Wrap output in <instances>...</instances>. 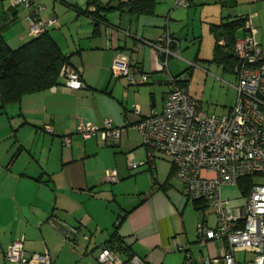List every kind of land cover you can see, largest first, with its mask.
<instances>
[{
    "label": "crops",
    "instance_id": "obj_1",
    "mask_svg": "<svg viewBox=\"0 0 264 264\" xmlns=\"http://www.w3.org/2000/svg\"><path fill=\"white\" fill-rule=\"evenodd\" d=\"M34 1L43 7V20L55 19L49 35L79 69L85 87L71 91L55 85L0 109V264H15L7 262L3 253L20 238L28 254L48 250L52 264H99L95 259L98 249L116 230L129 251L145 264H186L176 239L190 252L192 262L188 264H203V258L220 255L223 241L198 242L197 223L204 220L215 227L216 219L210 225L205 210L200 213L185 198L170 160L155 153L153 163L130 168L126 158L130 156L135 162L147 158L149 148L143 144L136 124L161 111L169 76L187 69L190 76L194 63H211L216 42L211 25L242 16L226 9L218 18L205 19L212 42L204 51L203 32L199 43L190 27L195 12L199 9L201 13L207 5L216 8L217 4L236 8L237 0H190L185 9H175L174 0H152L149 11H101L98 21L90 14L95 8L87 6L88 0ZM98 1L105 4L110 0ZM7 9L10 1L0 0V23L5 21ZM14 10L16 20L2 30L11 48L32 37L28 10L22 6ZM113 29L117 31L115 45L109 40ZM165 32L176 41L172 53L180 52L182 41L198 43L192 59L180 56L185 61L177 72H171L169 66L174 54L167 57L166 66H161L164 55L155 57L148 44L137 46L142 40L155 41ZM242 35L239 28L236 39ZM259 42L264 46V39ZM119 52L129 56L131 68L148 75L147 81L137 85L150 86V103L137 85L113 75L112 63ZM140 90L146 92V88ZM134 105H138L139 114L134 113ZM105 121L124 129L118 141L107 144L98 135L85 140L77 133L80 122L102 128ZM45 125L52 131L47 132ZM65 135L71 136L68 146L62 143ZM108 170L116 171L117 182L106 179ZM231 186L222 187V196L238 199L229 193ZM56 220L77 228L79 236L66 238L55 226ZM250 254L240 252L237 264H245ZM120 256L124 260L125 255ZM251 261L249 257L248 263Z\"/></svg>",
    "mask_w": 264,
    "mask_h": 264
},
{
    "label": "built area",
    "instance_id": "obj_2",
    "mask_svg": "<svg viewBox=\"0 0 264 264\" xmlns=\"http://www.w3.org/2000/svg\"><path fill=\"white\" fill-rule=\"evenodd\" d=\"M10 6H22L28 10L26 15L31 36H37L54 23L55 19L43 20L40 14L43 7L34 0H9ZM190 0H175L174 6L187 7ZM253 15H242L243 35L233 46L235 65L232 69L236 77V98L228 112L216 115L202 109L201 103L190 96L186 75L173 78L169 76V91L165 95L162 109L140 119L136 124L143 144L149 148L148 156L142 162H135L127 156L130 168L141 164H151L155 153L173 165L174 176L183 184V194L188 199L204 200L216 217L215 227L204 220L196 225L199 243L218 239L224 242L222 253L216 257L203 258V264H237L240 252L251 253V264H264V46L257 39V28L252 22ZM9 13V18L12 19ZM117 31L111 30L109 40L115 45ZM143 42V43H142ZM175 39L168 32L152 42L142 40L140 47L148 44L155 57L165 56L161 66H166L167 57L175 54L171 46ZM112 73L126 77L129 83L137 85L147 81L148 75L140 73L137 67L131 68L129 56L117 53L112 63ZM61 84L67 90H80L85 87L78 68L70 62L64 63L60 70ZM53 87V86H52ZM133 111L139 114L138 105ZM44 129L51 132L50 125ZM123 128L113 127L105 121L102 128L80 122L77 133L83 139L98 135L107 144L119 140ZM71 136L62 137L63 145H70ZM245 176L256 177L243 199H229L221 194L225 185H238ZM106 179L117 182L115 170L106 172ZM55 226L62 230L66 238L79 236V230L70 227L62 220ZM87 238V237H86ZM176 246L184 253L186 264L192 262L189 251L175 240ZM9 263L52 264L48 250L28 254L23 246V238L11 242L4 251ZM99 264H145L133 256L125 262L120 254L103 244L95 256Z\"/></svg>",
    "mask_w": 264,
    "mask_h": 264
},
{
    "label": "trees",
    "instance_id": "obj_3",
    "mask_svg": "<svg viewBox=\"0 0 264 264\" xmlns=\"http://www.w3.org/2000/svg\"><path fill=\"white\" fill-rule=\"evenodd\" d=\"M87 6L95 8L94 11H90V14L98 21L101 11L126 9L132 13L146 12L151 10L153 1L115 0L113 2L110 0L103 4L98 0H88ZM15 7L10 6V9H7L5 21L0 23V109L8 103L19 102L26 94L62 84L63 79L60 76V70L64 63L69 62V57L63 54L57 43L49 35V29L37 36H32L17 48H11L6 43L2 30L5 25L7 26L16 20ZM9 13L12 14V19L9 18ZM243 25L244 19L242 17L220 25H211V31L216 37L211 62L223 64L224 68L228 70L233 69L236 62L233 55L236 31ZM221 38H224L226 42L223 43ZM187 71L188 69L172 77L186 75V80H189ZM252 182V176L242 177L238 180V187L242 193H246ZM192 202L194 207L199 210L204 211L208 206L204 200L196 199ZM117 222H121V217L118 218ZM116 231L104 244L119 254L125 255L124 261L127 262L134 254L129 251Z\"/></svg>",
    "mask_w": 264,
    "mask_h": 264
},
{
    "label": "rangeland",
    "instance_id": "obj_4",
    "mask_svg": "<svg viewBox=\"0 0 264 264\" xmlns=\"http://www.w3.org/2000/svg\"><path fill=\"white\" fill-rule=\"evenodd\" d=\"M187 7L174 6L175 9H185ZM204 7L205 8L203 11H201V13L198 9L197 12H195L193 22L190 21V27L194 28V33L197 36L195 39H198L199 43L201 39V33L203 32L204 34V41H202V46L205 48L204 51L209 50L212 42V35L209 32V25L205 19L211 20V18L219 16L221 10H233V12L242 13V15L253 14L252 22L257 28V39H264V0H237L236 8L232 9L226 7L221 8L219 4H217L216 8L211 7V5ZM199 16H201V18ZM181 30H183V33L186 32V28L184 26L181 28ZM197 44L198 43H196V41L194 42L193 40L188 42L182 41L180 52H178V50L174 55L170 56L169 66L171 72H177L180 70V67H182L183 61L185 60L180 58L181 55L184 56V58L189 57L192 59ZM236 82L237 80L233 72L231 70L225 69L223 64H216L212 62L201 64L196 62L191 67V74L189 76V80L187 81V88L190 96L201 103L203 111L210 114H219L225 112L227 110L226 108L231 106V104H234L236 98V89L234 88V85ZM138 87L140 89L146 88V92H143L140 89L139 91L142 96L144 94L146 95L147 104L150 103V96L148 93L150 86L145 85ZM157 93L156 95H158L159 98L160 91ZM252 181L258 182L259 180L256 177H252ZM231 187L232 188L229 192L230 194H234V196L237 195L236 198L238 199L244 198L241 195V190L238 185H232ZM188 201L192 203L191 199H188ZM199 212L203 214V210H199ZM204 213L208 216L209 224L213 225L216 219L214 212L210 209V207L207 206ZM182 254L184 253L182 252ZM252 256V254L247 256L245 264H249V257L251 258Z\"/></svg>",
    "mask_w": 264,
    "mask_h": 264
}]
</instances>
